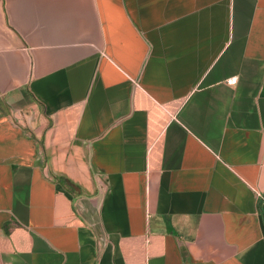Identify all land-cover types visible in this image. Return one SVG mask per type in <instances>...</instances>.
<instances>
[{
	"label": "crops",
	"instance_id": "crops-1",
	"mask_svg": "<svg viewBox=\"0 0 264 264\" xmlns=\"http://www.w3.org/2000/svg\"><path fill=\"white\" fill-rule=\"evenodd\" d=\"M0 264H264V0H0Z\"/></svg>",
	"mask_w": 264,
	"mask_h": 264
},
{
	"label": "built area",
	"instance_id": "built-area-1",
	"mask_svg": "<svg viewBox=\"0 0 264 264\" xmlns=\"http://www.w3.org/2000/svg\"><path fill=\"white\" fill-rule=\"evenodd\" d=\"M227 81L230 84H234L237 81V77L236 76H232V77L228 78Z\"/></svg>",
	"mask_w": 264,
	"mask_h": 264
}]
</instances>
